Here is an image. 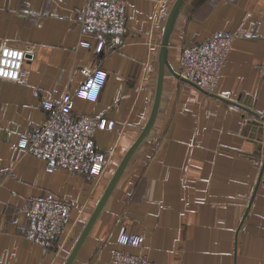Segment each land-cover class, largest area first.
<instances>
[{"label":"crops","instance_id":"0c3cea01","mask_svg":"<svg viewBox=\"0 0 264 264\" xmlns=\"http://www.w3.org/2000/svg\"><path fill=\"white\" fill-rule=\"evenodd\" d=\"M119 44L97 55L77 46L76 14L85 0H0V46L34 45L23 84L0 79V264H65L121 160L147 124L156 96L158 59L175 0H125ZM258 27L238 39L212 92L203 93L166 68L153 127L133 153L73 264H108L122 229L144 235L153 264H264V0H186L169 42L180 70L181 47L219 30ZM101 67L108 82L95 102L74 110L106 116L113 133L97 132L108 154L99 178L61 170L18 146L20 133L45 119L58 100ZM56 93H53V90ZM52 192L73 204L65 231L45 249L27 237V198Z\"/></svg>","mask_w":264,"mask_h":264},{"label":"built area","instance_id":"2783aa9c","mask_svg":"<svg viewBox=\"0 0 264 264\" xmlns=\"http://www.w3.org/2000/svg\"><path fill=\"white\" fill-rule=\"evenodd\" d=\"M128 19L125 0H85L76 14L77 46L102 54L108 44H119ZM258 27L219 30L206 40L181 47L179 74L207 91L217 86L233 43L238 39H256ZM34 45H15L4 41L0 46V79L23 84L27 80L24 63L35 54ZM264 79V60L258 65ZM83 80L75 90L65 91L58 100H46L47 111L38 128L20 133L17 146L45 163L47 173L61 170L71 174L101 177L108 154L96 146L97 132L113 133L116 121L106 116L76 112V98L95 102L105 88L109 72L101 67L82 69ZM56 93L54 89L52 91ZM73 204L52 192L27 198L23 211L28 218L27 237L45 249L52 246L70 221ZM118 248L108 264H153L148 255L133 253L143 247L144 235L122 229Z\"/></svg>","mask_w":264,"mask_h":264},{"label":"water","instance_id":"95a60500","mask_svg":"<svg viewBox=\"0 0 264 264\" xmlns=\"http://www.w3.org/2000/svg\"><path fill=\"white\" fill-rule=\"evenodd\" d=\"M185 1L186 0H175L173 6L171 8V11L168 15L166 24H165L164 34H163V38L161 41L159 59H158L159 68H158L156 96H155V101L153 104V108L151 111L150 118H149L147 124L145 125V127L143 128V130H142L140 136L138 137V139L136 140V142L130 147V149L127 151V153L125 154V156L121 160V162H120L119 166L117 167L114 175L112 176L111 180L109 181L102 197L100 198L99 202L97 203V205H96L94 211L92 212L88 222L86 223L81 235L79 236L75 246L73 247L68 258L66 259L65 264H73L75 258L77 257L79 250L81 249V247H82L85 239L87 238L91 228L93 227L95 221L97 220L99 214L101 213L106 201L108 200L109 196L111 195L112 191L114 190L117 182L119 181L125 167L127 166L129 160L131 159L133 153L135 152V150L138 148V146L143 142V140L146 138V136L151 131L153 124H154V121L156 119V115H157V111H158V107H159V103H160L161 90H162L163 79H164L166 68L169 69L170 71H172V73H174V75L177 78H179L182 81L189 83L190 85L196 87L197 89H199L203 93L240 107V105L237 103H234L228 99H225L219 95H216L212 92H209V91L201 88L196 83L182 77L179 73L173 71V69L171 68L169 61H168L169 42H170L171 35L173 33V29H174L178 14H179L183 4L185 3ZM263 120H264V118H263Z\"/></svg>","mask_w":264,"mask_h":264}]
</instances>
